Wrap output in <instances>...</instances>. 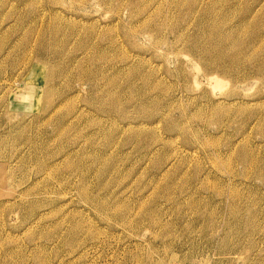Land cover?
Here are the masks:
<instances>
[{
  "label": "rangeland",
  "instance_id": "1",
  "mask_svg": "<svg viewBox=\"0 0 264 264\" xmlns=\"http://www.w3.org/2000/svg\"><path fill=\"white\" fill-rule=\"evenodd\" d=\"M0 264H264V0H0Z\"/></svg>",
  "mask_w": 264,
  "mask_h": 264
}]
</instances>
